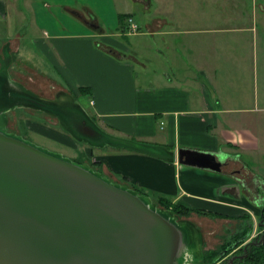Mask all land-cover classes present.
I'll return each mask as SVG.
<instances>
[{
    "label": "crops",
    "instance_id": "obj_1",
    "mask_svg": "<svg viewBox=\"0 0 264 264\" xmlns=\"http://www.w3.org/2000/svg\"><path fill=\"white\" fill-rule=\"evenodd\" d=\"M165 1H141L144 23H138L139 31L133 35L156 37L157 48L148 45L156 52L150 54L132 50L107 29L103 31L107 26L100 22L92 33L56 31L57 26L37 17L36 6L31 8L33 17L25 22L16 19L23 11L17 9L16 0H0L4 53L15 42L19 59L22 40L30 43L36 63L23 66L36 74L34 79L44 77L59 88L50 96L16 81V109L29 105L56 117L71 138L86 144L80 150L94 157L106 174L99 172L111 181L146 188L148 198L160 193L174 202L222 213L204 216L214 224L220 219L234 221L245 214L244 209L254 213L251 208L259 205L255 197L260 198L264 185L259 171L264 99L261 103L259 93L251 94L252 79L246 68L230 69L236 53L223 50L229 48L230 34L239 37L252 32L255 76L264 73V50L261 72L259 65L258 22L250 16L259 10L247 9L244 0ZM244 60L236 63L250 67ZM48 68L56 73L45 71ZM82 87L87 88L85 93ZM23 91L57 109L27 103ZM86 125L94 130L92 135L84 132ZM184 148L216 153L221 169L182 163ZM243 221L232 232L222 231V238L246 230L250 224L248 219ZM193 228H188L192 234L185 240L196 252L202 243L196 246ZM213 235L208 237L215 242L204 250L219 246L220 240Z\"/></svg>",
    "mask_w": 264,
    "mask_h": 264
},
{
    "label": "water",
    "instance_id": "obj_2",
    "mask_svg": "<svg viewBox=\"0 0 264 264\" xmlns=\"http://www.w3.org/2000/svg\"><path fill=\"white\" fill-rule=\"evenodd\" d=\"M0 83L7 96L0 109L9 110L16 85L4 72ZM24 93L27 103L57 109ZM180 161L222 166L216 153L187 148ZM169 214L135 189L0 128V264H180L192 233Z\"/></svg>",
    "mask_w": 264,
    "mask_h": 264
},
{
    "label": "rangeland",
    "instance_id": "obj_3",
    "mask_svg": "<svg viewBox=\"0 0 264 264\" xmlns=\"http://www.w3.org/2000/svg\"><path fill=\"white\" fill-rule=\"evenodd\" d=\"M141 1L143 3L145 2V0H16L17 9L23 10L22 13L16 14V19H25V22L29 21L30 18L33 17V10L31 8L32 6H36L37 17H40V20H42L44 23L46 22L47 25L52 24L54 28L57 26V28L53 29L56 31H69L73 33L81 32L84 34L92 33L95 32L93 29L94 26H98L97 24H99L100 22L103 25L107 26L103 31L107 29V31L113 34L121 42L129 47H132V50H137L139 52H149L150 54H153L156 51H154L153 49L151 50L148 45H156V37H141L142 34L134 36L133 34L139 31L140 26H138L137 29H133L130 26L131 22L129 21V18H132L134 23H140L143 26V19L145 18L143 14V7L145 6L142 5ZM10 3H12V1ZM260 3L264 5V0H244V5L247 7V9L259 10L258 15L254 14V12L251 11L250 16L254 15V18H256L258 22V51L260 57L259 65L261 72V65L263 61L261 53L262 50H264V9L261 8ZM165 4H167V0L165 1ZM23 7L26 9H23ZM255 13L258 12L255 11ZM122 14H126L127 17L122 16L121 18L123 19H119V16H121ZM250 16L248 18H250ZM1 24L3 25V23L0 22V39L2 40L1 34H3L2 32L4 28L1 27ZM98 29L101 28L98 27ZM250 36L253 40L252 32H246L244 35H239V37H235L234 35L230 34L229 48L224 49L223 52L230 54L236 53V56L230 59L231 61L235 62L233 63V67H231L230 69L232 70V72H239L242 69H247L246 73L249 72L252 79L251 94L253 96H258L259 93V99L261 102L264 99V97H262L264 89V73L255 76V67L257 68V63H254L255 61L254 59H252V53L255 45L249 38ZM246 37H248L247 40ZM22 41L23 49L20 52L19 59L17 53L14 52L16 47L14 44L15 42L11 44L12 50L10 49L11 51H7L8 53H4L3 43H1L0 41V72H4L8 76V78H10V80L12 81V85H16V81H18L26 89L32 90L34 92L36 90L44 95L49 94L50 96H54L59 89L58 86L53 85L50 81L47 82L44 77L37 76V78L34 79L36 74L32 72L28 66H23L24 63L36 62H32L31 59L33 57L31 55L32 51L30 50V48L32 49L31 44L26 43L25 40ZM155 47L157 48V45ZM243 51H245L246 53H244ZM151 57L154 58L155 56ZM244 58V62L249 61L248 63L250 67H243L242 64L236 63L237 61L243 60ZM37 61L41 63V60ZM17 66L19 68H17ZM45 71L56 73L53 72V68H48ZM261 110L262 108L256 113H258V115L262 114ZM0 128H3L8 133L14 135L17 134L18 136L27 139L39 146H42L44 149L57 153L65 158L79 161V163L87 165L94 171H100L102 172V174L105 173L101 171L102 166L94 162V157L88 154V152H86L85 150H80L86 147V144L82 143L79 139L71 138L69 133L70 131L66 128V126L62 123H59L56 117L54 118L47 112L34 110L33 108H30L29 105H26V108L23 107L17 109L16 106H13V108L5 111H1L0 109ZM261 148V150H264V130L262 131ZM259 159L261 161L259 171L264 174V152H261ZM105 171L108 172L106 168ZM118 177L119 179H117L119 180V182L123 183L122 176L119 175ZM132 187L139 188V185H135ZM261 188L262 189L259 196L260 198L255 197V200L263 204V184L261 185ZM257 194L258 193L255 192L253 193V195ZM155 196L156 197L153 198L150 197L152 199L151 202L154 204V207L166 210L170 213L169 215L171 218H174L179 223L188 226L190 229L191 226L193 227L195 225L196 228H193L195 235V244L197 246L198 244L200 245V243H202V249L205 246L215 242L213 239L210 240V238L208 237V235H210V233L212 232L214 233L213 236L217 237V239L221 242L232 238L231 235L227 239V235L223 236L222 238L221 232L223 231L226 234L232 232L234 230L232 228L235 227L234 225H239L240 222L244 223L243 220L248 219L250 226L253 222L252 225L254 227H258V215L261 214V209L260 206L256 203L251 208L253 209L254 213L247 211V209H244L245 211H243L245 212V217H243V215L234 221H226L220 219L217 221V223L214 224V222L209 221V218L204 217L205 215L199 214V217L193 211L184 215H179L177 212L172 210L169 211L167 208L169 207L167 206L168 203L164 204V202L161 201V198H158L159 195ZM184 205L190 207L188 204ZM214 226H216V229H213L215 228ZM259 230L264 232V227H258V230L254 233V235H256L257 232L259 233ZM241 234H243V232L239 235ZM202 249L197 250L196 252H194V250L184 252V257H182L184 258V260H182V263L180 264H195V262H197L198 264H203L205 262L203 254L207 250ZM198 255H201V257L199 258Z\"/></svg>",
    "mask_w": 264,
    "mask_h": 264
},
{
    "label": "flooded vegetation",
    "instance_id": "obj_4",
    "mask_svg": "<svg viewBox=\"0 0 264 264\" xmlns=\"http://www.w3.org/2000/svg\"><path fill=\"white\" fill-rule=\"evenodd\" d=\"M93 160L98 164L95 159ZM259 206L262 211L264 203H259ZM258 222L259 228L264 227V219L261 218V214ZM258 227H254L251 223V226H248L243 234L239 235L240 233L236 232L231 234V239L226 237L227 240L220 242L219 246L207 250L203 254V258H205L203 264H264V260L260 261L255 251L264 242V232L260 231L261 229L254 235ZM210 252L212 253L210 254ZM195 264L198 263L195 262Z\"/></svg>",
    "mask_w": 264,
    "mask_h": 264
},
{
    "label": "trees",
    "instance_id": "obj_5",
    "mask_svg": "<svg viewBox=\"0 0 264 264\" xmlns=\"http://www.w3.org/2000/svg\"><path fill=\"white\" fill-rule=\"evenodd\" d=\"M127 17L126 14H122L121 16H119V19H123L121 17ZM86 87H82L80 89L81 92L85 93L86 92ZM79 163V161H76ZM137 188V189H136ZM137 192H139L140 194H144V195H148L149 193L147 192L146 188H143L141 186L135 187L134 188ZM156 193V192H154ZM155 195H159L158 198H161V201L164 202V204L168 203L167 207L169 210L175 211L177 212L179 215H184V214H188L190 212H198L199 214H203V215H212V216H221L222 213H215V212H209L207 210L201 209V208H195V207H187L184 204L182 205L181 203H176L174 202L171 198H169L168 196L164 195V194H160L157 193ZM160 200V199H159ZM261 218L264 219V206L262 207V211H261ZM256 254L258 255V258L260 261L264 260V242L255 249ZM212 252H210L211 254ZM214 253V252H213Z\"/></svg>",
    "mask_w": 264,
    "mask_h": 264
},
{
    "label": "bare ground",
    "instance_id": "obj_6",
    "mask_svg": "<svg viewBox=\"0 0 264 264\" xmlns=\"http://www.w3.org/2000/svg\"><path fill=\"white\" fill-rule=\"evenodd\" d=\"M5 86L3 83H0V100H7V96L3 95L5 93Z\"/></svg>",
    "mask_w": 264,
    "mask_h": 264
},
{
    "label": "built area",
    "instance_id": "obj_7",
    "mask_svg": "<svg viewBox=\"0 0 264 264\" xmlns=\"http://www.w3.org/2000/svg\"><path fill=\"white\" fill-rule=\"evenodd\" d=\"M129 21L131 22L130 26L133 28V29H137L138 28V24L137 23H134L132 18H129Z\"/></svg>",
    "mask_w": 264,
    "mask_h": 264
}]
</instances>
